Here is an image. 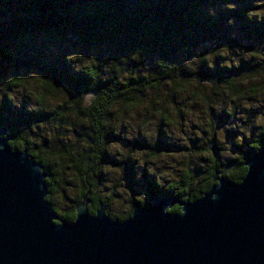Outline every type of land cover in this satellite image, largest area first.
<instances>
[{
	"label": "trees",
	"instance_id": "obj_1",
	"mask_svg": "<svg viewBox=\"0 0 264 264\" xmlns=\"http://www.w3.org/2000/svg\"><path fill=\"white\" fill-rule=\"evenodd\" d=\"M263 15L264 0H0V127L8 131L12 149L27 150L48 173L45 201L50 209L72 221L88 191L90 214L104 206L109 217L121 221L137 203L149 206L156 196L198 199L216 171L239 182L244 162L264 147V110L246 124L248 135L236 127L233 135L227 133L234 154L214 143L197 164L184 165L164 184L144 171L143 201L135 197L134 149L150 160L183 149H173L166 140L165 129L173 123L169 107L152 106L157 114L154 143L147 136L125 139L128 152L118 160L110 157L109 144L119 136L120 117L149 104V96L162 89L171 107L178 102L175 95L194 82L208 89L198 92L211 110L231 98L232 106L218 105L217 115L221 123L235 124L239 100L264 97ZM221 43L245 52L235 63L219 61L217 56L225 58L218 53ZM68 44L80 50L77 57ZM77 58L84 63L77 64ZM20 88L24 93L15 99ZM179 112L181 122L187 112ZM77 119L90 132H79ZM66 129L73 131L72 145ZM109 165H118L129 180L124 212H113L109 198L98 191ZM169 211L180 209L174 205Z\"/></svg>",
	"mask_w": 264,
	"mask_h": 264
},
{
	"label": "water",
	"instance_id": "obj_2",
	"mask_svg": "<svg viewBox=\"0 0 264 264\" xmlns=\"http://www.w3.org/2000/svg\"><path fill=\"white\" fill-rule=\"evenodd\" d=\"M9 140L0 127V264H264V147L198 199L156 196L120 221L90 214L87 191L66 221L45 201L48 173Z\"/></svg>",
	"mask_w": 264,
	"mask_h": 264
},
{
	"label": "rangeland",
	"instance_id": "obj_3",
	"mask_svg": "<svg viewBox=\"0 0 264 264\" xmlns=\"http://www.w3.org/2000/svg\"><path fill=\"white\" fill-rule=\"evenodd\" d=\"M264 16V15H263ZM237 32V31H236ZM69 50L72 55L77 57L80 50L74 45L68 44ZM219 55H223L225 58L222 59L220 56L216 58L221 60L228 59L229 61L236 62L238 55L245 52L244 49L234 45L221 43L218 46ZM260 56V55H259ZM76 61L77 64L84 63V59H79ZM262 79L264 80V73H261ZM195 82L193 85H185V91L182 95L176 96L177 103L172 104L170 107V102L167 96V91L162 89L155 94L154 97H150L149 104H141L134 110L130 111L126 116L120 117L121 126L118 129V138L113 140L109 144L110 157L118 160L123 157L124 154L128 152V144L130 139L142 136H147L149 141L155 142L156 139V111L153 107L162 105L163 107L168 106L170 115L172 116V126L169 129H165L167 133L166 140L173 145V149L182 146L183 149L181 153L171 152V154H164L157 159L150 160L146 157V153L138 149H134L135 153L133 157H136L137 164L135 166L136 180L138 181V186L135 188L136 199L143 201L145 199L144 191V178L143 173L146 171L148 173V178L160 181L164 184L165 181L170 178H174L176 174L186 164H197L201 157L207 155L212 151L214 143L223 148L226 154L232 155L235 152V147L232 145L233 139L227 133L233 135V127L239 128L240 132H244L248 135V131L245 129L246 124L253 119L256 120V115L264 110V97H255L252 101L247 102L244 100L238 101L237 112L233 117L237 118V122L232 124L229 120L223 124L220 122L218 117L219 108L218 105L229 109L232 106L231 98L225 97L221 100L218 105H213V110L209 109L203 98L199 95L198 91L203 94L208 92V89L201 90L195 87ZM23 90L14 92L15 99H19L23 94ZM25 93L26 90H25ZM250 103V104H249ZM249 108V109H248ZM179 109L182 111L179 112ZM248 109V110H247ZM178 112L186 113L187 117L181 122L176 117ZM250 113L251 115H249ZM211 124V125H210ZM77 130L81 132L83 129L90 132L88 125L82 120L77 119L75 123ZM237 125V126H236ZM232 127V129L227 132V129ZM205 131V132H203ZM73 131L66 129V133L70 135V140L68 145H72L75 139L71 136ZM214 132V137L212 139V134ZM128 139V140H125ZM241 139V134L238 138H234L236 143H239ZM82 140V139H81ZM192 140V141H191ZM193 141L195 144H193ZM82 147L84 143L80 141ZM178 149V148H177ZM68 168H65L67 171ZM105 175L104 180L99 184V193L102 197L109 198L111 202V207L113 212H124L129 205V200L131 196V191L129 189L128 177L122 172V169L117 165H109L104 169ZM72 179L71 176H69Z\"/></svg>",
	"mask_w": 264,
	"mask_h": 264
}]
</instances>
